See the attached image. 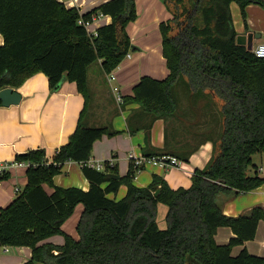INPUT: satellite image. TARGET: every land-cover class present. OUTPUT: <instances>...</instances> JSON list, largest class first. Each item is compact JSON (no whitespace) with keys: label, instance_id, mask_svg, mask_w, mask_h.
Returning a JSON list of instances; mask_svg holds the SVG:
<instances>
[{"label":"trees","instance_id":"16d2710c","mask_svg":"<svg viewBox=\"0 0 264 264\" xmlns=\"http://www.w3.org/2000/svg\"><path fill=\"white\" fill-rule=\"evenodd\" d=\"M162 2L172 15L160 24L169 74L160 81L144 77L135 86L133 100L148 120L137 123V115H132L130 133L145 130V158L165 156L151 147V128L155 120L176 115L180 88L191 101L206 99L221 124L211 161L195 172L190 188L178 190L160 177L147 188L136 187L133 181L143 165L132 163L119 179L111 177L118 172L109 161L103 171L87 165L96 141L119 134L111 127L83 123L88 68L101 61L105 75H111L129 54L126 28L137 18L135 0H111L85 14L58 0H0V91L17 89L43 73L53 92L61 89L63 80L73 82L86 101L66 145L51 156L37 149L16 157V162L28 163V183L0 211V249L30 248L32 257L24 264H264V257L246 249L232 255L235 247L255 239L264 209L228 217L217 202L220 196L245 195L264 184L252 174L254 155L264 153V59L238 44L230 8L236 3L245 16L249 5L262 0ZM99 13L110 16L112 23L91 39L78 22ZM182 160L188 161V155ZM69 162L82 165L88 191L54 185ZM122 185L128 189L126 196L109 198ZM80 204L84 211L75 239L62 227ZM159 204L168 208L166 229L157 222ZM222 227L235 235L226 245L215 240ZM54 236H63L64 244L46 242Z\"/></svg>","mask_w":264,"mask_h":264},{"label":"crops","instance_id":"0c3cea01","mask_svg":"<svg viewBox=\"0 0 264 264\" xmlns=\"http://www.w3.org/2000/svg\"><path fill=\"white\" fill-rule=\"evenodd\" d=\"M58 1L67 8H74L69 0ZM109 1L111 0H77V7L85 14ZM135 6L138 17L127 26L130 36L134 31L138 33L139 20L144 13L150 15L155 24L172 19L162 0H135ZM230 8L237 38H241L242 46L247 48L243 42L249 35L259 36L254 39L253 49L264 42V0L262 4L249 5L245 16L236 3H232ZM111 23L110 16H103L93 24L92 29L99 30ZM3 44L4 38L0 33V45ZM126 58V64L118 69L117 73H113L115 80L112 82L105 75L101 61H98L100 69L92 82L89 80V68L93 64L88 68L89 99L83 118V123L88 127H111L119 132L114 137L104 136L96 141L91 158L94 163L99 164L109 161L117 169L119 177H125L131 164L136 165V161L145 157V130L131 134L128 127V120L132 115H137L134 118L137 123H145L148 120L139 113L141 105L133 100L134 88L144 77L160 81L169 74L163 56L162 41L161 54H158L157 50L154 56L138 51ZM113 87L118 89L122 103H118ZM13 89L21 94L22 100L19 105H0V163H12L17 156L37 149H44L48 155H53L57 149L66 145L75 133L86 105L84 96L78 91L76 83L68 81L62 84L59 91L53 92L48 77L43 73L34 75L21 87ZM179 92L176 115L155 120L150 139L154 150L166 152L164 155L175 158L179 165H143L144 168L133 181L138 188L150 186L154 177L162 178L172 190L190 188L195 172L205 169L214 155V141L221 133L220 116L206 99L191 101L184 88H180ZM187 155L188 161H183L182 158ZM252 174L264 179V153L254 155ZM27 183V167H14L0 180V211L16 199L18 191L22 192ZM54 185L63 189L77 188L83 191H88L90 187L83 174L82 165L75 162L66 163L62 174L54 178ZM45 189L49 193L53 191L48 186H45ZM127 191V187L122 185L119 192L109 195V198L119 201L126 196ZM217 202L228 217L248 215L257 207L264 209V184L245 195L220 196ZM83 211L84 206L78 205L73 216L62 227L66 234L75 239L78 238L76 229ZM167 212L165 205H158L157 222L161 229L167 228ZM234 237L230 228L222 227L218 229L215 240L219 245H226ZM46 242L63 245L64 237L54 236ZM243 249L253 256L264 257L263 220L258 224L255 239L247 242L245 246L235 247L232 255L237 256ZM31 257L32 251L28 247L0 249V264H24Z\"/></svg>","mask_w":264,"mask_h":264},{"label":"built area","instance_id":"2783aa9c","mask_svg":"<svg viewBox=\"0 0 264 264\" xmlns=\"http://www.w3.org/2000/svg\"><path fill=\"white\" fill-rule=\"evenodd\" d=\"M73 5L75 9H78L77 7V0H69ZM79 10V9H78ZM104 15L102 14H96L93 15L90 20H79V25L84 27L88 33V36L91 39H95L99 35V30L92 29L93 24L98 21L100 18H102ZM252 52L258 59H264V42L258 44ZM128 58H130V54L127 55ZM108 79L112 82L115 80L113 74L108 75ZM113 91L116 94L118 103H122V97L118 93V89L113 87ZM161 164L166 167H177L179 165L178 161L175 158L168 157V156H162V157H152V158H141L138 161H136V165H145V164ZM111 164V163H110ZM87 165L89 167L95 168L98 171H103L104 166L103 164L94 163L92 160H90ZM14 167H28V163L26 162H12V163H0V180Z\"/></svg>","mask_w":264,"mask_h":264},{"label":"rangeland","instance_id":"374dc122","mask_svg":"<svg viewBox=\"0 0 264 264\" xmlns=\"http://www.w3.org/2000/svg\"><path fill=\"white\" fill-rule=\"evenodd\" d=\"M137 17H138V14H137ZM139 23H140V26H139L138 33L134 31L132 33V36H130L127 33L131 41V48H130L129 53L131 55H134L138 53V51H143V52L149 53L152 56H154L155 50H157L158 54L159 52L161 54V41H162L161 38L162 37H161L160 29H159L160 23L155 24L153 19L147 13H144L141 16ZM126 32H127V28H126ZM134 48H136L137 50H133ZM127 61H128L127 58H125L123 62L120 64V66L116 70L113 71V73H117L118 69H120L123 65H125ZM98 69H100L98 62L93 64L89 68L90 82H92L94 77L97 76Z\"/></svg>","mask_w":264,"mask_h":264},{"label":"water","instance_id":"95a60500","mask_svg":"<svg viewBox=\"0 0 264 264\" xmlns=\"http://www.w3.org/2000/svg\"><path fill=\"white\" fill-rule=\"evenodd\" d=\"M259 37L258 35H249L246 41L243 42V45L247 46V49L249 51L253 50V42L254 39ZM248 40V42H247ZM238 44H241V38H237ZM65 80L62 81L64 83ZM22 100V96L19 92L15 91L12 88H6L0 91V102L2 103V106L4 107H10L12 105H19ZM112 178L119 179V176L111 175ZM221 181H218L219 184ZM159 191L156 192V195H158Z\"/></svg>","mask_w":264,"mask_h":264}]
</instances>
